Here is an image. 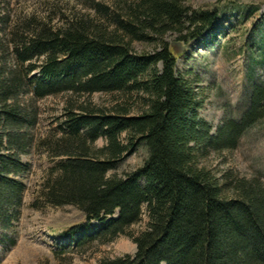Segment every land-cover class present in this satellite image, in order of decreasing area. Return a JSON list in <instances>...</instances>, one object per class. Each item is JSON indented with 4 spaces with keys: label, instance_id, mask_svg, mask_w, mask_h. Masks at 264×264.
<instances>
[{
    "label": "trees",
    "instance_id": "trees-1",
    "mask_svg": "<svg viewBox=\"0 0 264 264\" xmlns=\"http://www.w3.org/2000/svg\"><path fill=\"white\" fill-rule=\"evenodd\" d=\"M94 8L103 22L74 18L54 29L28 21L10 45L0 40V227L19 220L30 172L21 157L40 148L60 161L44 182L47 203L84 216V224L58 234L64 244L86 252L125 236L135 245L133 257L98 264H264V185L236 181L227 197L196 162L206 149H233L264 118V82L250 88L239 121L212 136L192 83L177 74L184 55L165 41L208 37L218 11L192 10L187 0ZM135 43L155 50L137 53ZM98 93L127 100L101 109L90 103ZM47 98L63 99L64 118L39 137L38 104ZM100 139L106 145L98 149ZM141 146L142 165L119 175ZM144 209L146 229L135 233Z\"/></svg>",
    "mask_w": 264,
    "mask_h": 264
},
{
    "label": "rangeland",
    "instance_id": "rangeland-1",
    "mask_svg": "<svg viewBox=\"0 0 264 264\" xmlns=\"http://www.w3.org/2000/svg\"><path fill=\"white\" fill-rule=\"evenodd\" d=\"M113 0H0V40L11 44L17 30L28 21L57 29L66 20L82 18L103 22L94 5L109 7ZM192 10H213L219 13L209 36L185 46L183 57L177 61V74L192 83L198 97L199 118L211 128V135L228 121H239L246 111L247 94L255 83L264 82V0H187ZM251 14L239 18L246 11ZM165 41L171 44L175 36ZM137 53H151L153 45L133 44ZM253 68V71L251 69ZM125 97L94 94L90 103L106 109L123 103ZM62 98H47L39 102V137L54 131L63 121ZM132 109L139 104L134 97ZM135 114V112L133 113ZM106 145L103 139L98 149ZM141 146L124 159L119 175L137 170L146 159ZM21 160L28 163L25 177L26 192L20 217L8 228L0 227V264H98L125 256L133 257L135 245L125 236L106 245H95L86 252L73 251L58 236L71 227L84 224V216L72 206L54 207L47 203L44 182L59 160L49 157L40 148H33ZM197 167L208 171L224 184L231 197L236 181L257 179L264 185V118L250 126L233 149H206L197 157ZM132 227L133 232L146 229L147 215Z\"/></svg>",
    "mask_w": 264,
    "mask_h": 264
},
{
    "label": "water",
    "instance_id": "water-1",
    "mask_svg": "<svg viewBox=\"0 0 264 264\" xmlns=\"http://www.w3.org/2000/svg\"><path fill=\"white\" fill-rule=\"evenodd\" d=\"M173 52L177 55V56H182L183 53H184V49H185V46H183L181 43L179 42H173L170 44Z\"/></svg>",
    "mask_w": 264,
    "mask_h": 264
}]
</instances>
